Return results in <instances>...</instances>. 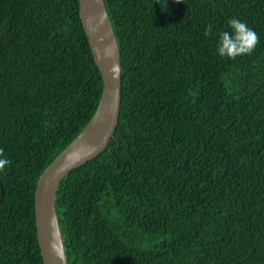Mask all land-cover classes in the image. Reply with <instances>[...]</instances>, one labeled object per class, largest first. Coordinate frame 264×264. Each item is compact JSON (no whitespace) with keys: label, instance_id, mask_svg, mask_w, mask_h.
<instances>
[{"label":"trees","instance_id":"obj_1","mask_svg":"<svg viewBox=\"0 0 264 264\" xmlns=\"http://www.w3.org/2000/svg\"><path fill=\"white\" fill-rule=\"evenodd\" d=\"M105 4L121 110L116 139L57 192L68 264H264V0ZM231 18L259 35L252 55L219 56ZM103 84L79 0H0V264H44L37 182Z\"/></svg>","mask_w":264,"mask_h":264},{"label":"water","instance_id":"obj_2","mask_svg":"<svg viewBox=\"0 0 264 264\" xmlns=\"http://www.w3.org/2000/svg\"><path fill=\"white\" fill-rule=\"evenodd\" d=\"M80 18L102 75L99 107L83 132L40 176L35 193V223L44 264H68L56 197L67 175L100 156L116 139L122 101L119 43L105 0H79ZM103 21V22H101Z\"/></svg>","mask_w":264,"mask_h":264},{"label":"clouds","instance_id":"obj_3","mask_svg":"<svg viewBox=\"0 0 264 264\" xmlns=\"http://www.w3.org/2000/svg\"><path fill=\"white\" fill-rule=\"evenodd\" d=\"M103 22V21H101ZM231 31H222L218 42L217 52L221 57L236 59L237 57L252 55L260 44L259 35L250 28L246 22L231 18L228 21ZM213 32L212 26H207L204 35L209 36ZM11 161L5 156L4 150L0 149V172H5Z\"/></svg>","mask_w":264,"mask_h":264}]
</instances>
